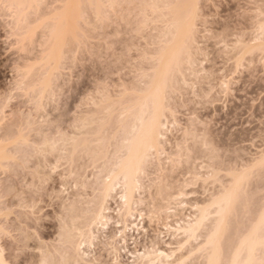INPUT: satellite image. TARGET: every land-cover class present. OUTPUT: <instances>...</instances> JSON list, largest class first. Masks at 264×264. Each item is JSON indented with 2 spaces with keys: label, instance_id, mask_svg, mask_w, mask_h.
<instances>
[{
  "label": "snow or ice",
  "instance_id": "snow-or-ice-1",
  "mask_svg": "<svg viewBox=\"0 0 264 264\" xmlns=\"http://www.w3.org/2000/svg\"><path fill=\"white\" fill-rule=\"evenodd\" d=\"M0 23V264H264V0H0ZM213 41L234 76L246 69V101L259 86L248 163L218 160L201 119L236 82L212 87ZM89 77L93 90L65 107ZM85 100L95 109L87 119ZM200 182L206 202L189 216L184 243L160 251L161 232L135 250L125 213L144 206L141 220L155 226L158 204L187 207L185 189ZM46 220L59 223L54 240Z\"/></svg>",
  "mask_w": 264,
  "mask_h": 264
},
{
  "label": "rangeland",
  "instance_id": "rangeland-1",
  "mask_svg": "<svg viewBox=\"0 0 264 264\" xmlns=\"http://www.w3.org/2000/svg\"><path fill=\"white\" fill-rule=\"evenodd\" d=\"M3 30V24L0 23V31ZM2 39V38H0ZM207 48L211 50L210 58L214 61L211 67L215 69L217 73V81L212 85L213 88L219 87L220 81H226L228 77H231L234 81V84L230 86V94L224 95L222 92H218L216 97L212 100L210 106H206L202 109L203 115L201 117L202 120L208 121V129L207 135L209 137V142L214 146L216 157L218 160L224 161L228 160L230 163L235 165L237 160L240 161L241 164L250 162V158L252 159L253 153L251 152V141L256 140L259 136V128L258 123L254 126L253 122L248 119L250 108L251 98L255 95L258 99L259 97V86L257 82H254L253 85L249 86L246 96L247 101L245 99V88L244 84L247 83L246 69H241L240 73L237 75H233L237 73V69L235 67L234 62H230V59L226 53L222 51L220 47L217 46L216 42L213 41L207 45ZM97 49L99 50V41H97ZM258 59V57H257ZM234 61V58H232ZM0 61L7 63L8 61L5 59V56L2 52V45H0ZM251 63V61H249ZM8 76H11V68H8ZM144 71H148V68H145ZM100 76H97L99 79ZM0 79H4L3 70L0 69ZM120 77H116L113 81L115 85L116 80H120ZM135 79L130 74L126 75L123 78V83L125 85L130 84L131 80ZM94 81L89 77L88 85L84 87H80L79 84L77 88L73 91L72 97L67 101L65 107L68 104L71 105L72 110H75L77 104L80 103L82 99L85 98L87 93L93 90ZM92 85V86H89ZM131 92V90H130ZM132 99L133 96H129V99ZM134 98V97H133ZM124 100V103H126ZM47 103V101H45ZM89 105L85 100L84 111H88ZM245 109H248L247 111ZM93 110H95L93 108ZM121 110V107H120ZM119 106L114 111L113 120L117 122L119 120ZM55 111V110H54ZM83 111V112H84ZM258 111V109H256ZM82 113L83 114H85ZM52 113H49L51 115ZM67 114V113H65ZM258 122L259 117H255ZM197 159H203V157H198ZM247 160V161H246ZM246 161V162H245ZM193 172L196 171L195 161L192 162ZM217 171H220L218 168ZM188 173V165L187 161L185 162V170L180 175L176 176L174 184H176V191L171 192V196H180V188L182 185V179ZM171 175V173H169ZM226 178V177H224ZM195 178L193 177V182ZM211 191V189H209ZM191 192H197V195H192ZM191 192L187 189L184 191V197L181 199V204L187 205V207H181L177 211H173L169 213L166 208L167 205H164L162 202L157 205V212H160L163 207L165 210L161 212V214L157 217L155 226H153V221L148 219V215L145 214L144 219L142 220V225L144 228H147L149 231H141L139 234L134 230L127 231V238L129 243L133 240L136 241L137 249H141L143 245L148 244L149 238L154 236V234H159V232H163V235L160 236L159 243L162 246L172 245L173 248L179 246L184 243L183 236L175 231L172 227L176 225V222H182L187 219L192 212V206L195 203L206 202L204 197V184L200 182L198 187L193 188ZM138 199V198H137ZM169 199V196L166 194L164 196V200ZM117 206V200L114 197L109 203L108 207L111 209H115ZM138 209L144 211V206H140ZM116 215L115 211L111 213L110 218H114ZM134 220L133 218L130 219ZM135 221V220H134ZM113 226H110V228ZM59 231V223L54 220H46L45 221V232L48 233L46 235V239L54 240L56 238L57 232ZM191 244L196 245L195 240L191 242ZM133 248H129L132 250ZM129 261H131V257H127Z\"/></svg>",
  "mask_w": 264,
  "mask_h": 264
},
{
  "label": "bare ground",
  "instance_id": "bare-ground-1",
  "mask_svg": "<svg viewBox=\"0 0 264 264\" xmlns=\"http://www.w3.org/2000/svg\"><path fill=\"white\" fill-rule=\"evenodd\" d=\"M256 47H259V44H257L256 45ZM149 70V69H148ZM145 72H147V71H145ZM130 88H129V92H130ZM126 100H128V98L126 99ZM126 100H125V102H126ZM134 100H135V97L133 98L132 97V99H131V97H130V99H129V101H127L126 103H124V105H128V106H131L132 104H133V102H134ZM119 110H120V107H119ZM93 111H95V110H93V109H89L88 108V111H84L85 112V114H83L82 115V118H84V119H87V118H89L90 117V115H91V113L93 112ZM121 111H122V109L118 112L119 114V118L118 119H120V115H121ZM83 112V113H84ZM119 120H117V122H118ZM250 160H251V158H250ZM247 161V160H246ZM245 161V162H246ZM248 163V162H247ZM202 203H205L204 201L203 202H199V203H195L194 202V204L193 205H191L192 207V212H191V214L189 215V216H192V217H195L196 215H197V210H196V205L197 204H202ZM131 211H132V215H127V213H125V216H126V221H125V223L127 224V227H128V230H135L136 231V233L137 234H139L141 231H143V232H145V228H144V226L142 225V220H141V217H140V215L138 214L139 212H142V210H140V209H138L137 207H136V205L134 204L133 206H132V209H131ZM133 216L135 217L134 218V220H130L131 218H133ZM188 219H189V217L187 218V219H185V220H183L182 222H176V225L174 226V227H172L175 231H177V232H179L182 236H183V239L185 240V233H184V229L188 226ZM60 227V226H59ZM146 233V232H145ZM159 233H161V232H159ZM157 236H158V234L156 233V234H154V236H152L151 238H149V240H148V244L147 245H143V247L141 248V249H137V248H135V250H138V251H144L145 250V248H148V249H151L152 248V246H153V242L156 240V238H157ZM159 239H160V237H159ZM179 246H177V247H175V248H169V246L168 245H165V246H162V245H160V243H159V250L160 251H168V252H171V251H175V249L176 248H178ZM196 247H199V245H196ZM194 250V249H193ZM130 252H133V254H134V249H132V250H129ZM145 255L147 256L148 255V253H145ZM131 257V256H130ZM132 258V257H131ZM182 258V257H181ZM152 259H155V257H152Z\"/></svg>",
  "mask_w": 264,
  "mask_h": 264
}]
</instances>
